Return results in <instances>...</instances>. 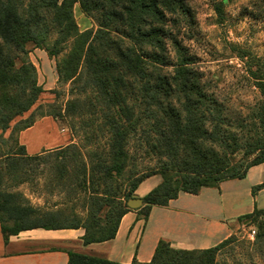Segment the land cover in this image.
<instances>
[{"label": "trees", "instance_id": "trees-1", "mask_svg": "<svg viewBox=\"0 0 264 264\" xmlns=\"http://www.w3.org/2000/svg\"><path fill=\"white\" fill-rule=\"evenodd\" d=\"M75 4L96 21L95 30L78 29ZM180 5L181 0H0V130L9 129L10 115L25 112L43 91L28 58L31 43L58 57V82L71 85L63 105L47 104L50 111L40 118L69 119L84 141L35 155H27L23 146L21 152L0 154L5 167L45 165L53 173L50 190L83 207L81 214L28 207L22 218L33 217L29 222L10 217L15 222L6 226L0 205L5 244L10 236L36 228H82L83 246L107 241L148 177L160 175L161 181L141 198L143 219L152 206H166L179 192L197 194L203 187L242 179L250 167L264 163L263 78L254 77L259 102L230 127L228 108L204 88L192 62L182 56L175 64L169 60L168 41L185 51L168 28L167 14ZM53 39L62 47L49 48ZM242 149L249 159L245 164L233 158ZM139 152L145 156L142 164ZM263 213L254 209L240 220L252 222ZM230 240L186 250L161 239L149 262L130 264H219L216 254ZM67 253V264H121L92 252Z\"/></svg>", "mask_w": 264, "mask_h": 264}, {"label": "rangeland", "instance_id": "rangeland-1", "mask_svg": "<svg viewBox=\"0 0 264 264\" xmlns=\"http://www.w3.org/2000/svg\"><path fill=\"white\" fill-rule=\"evenodd\" d=\"M176 9V13L167 14L170 20L168 28L185 51H178L168 41L169 60L175 64L182 56L192 62L191 67L200 74L204 88L218 96L228 108V122L230 127H234L237 122L235 118L240 114L246 117L261 99L254 77L264 80V0H181L180 7ZM73 15L80 31L97 28L96 21L85 14L78 4L73 7ZM56 47L62 45H55V40H51L49 48ZM27 49L28 58L36 68L37 85L43 91L25 112L10 115L9 129L0 130V154L3 155L21 152L17 129L32 120L37 121L40 114L50 111L47 104L62 106L71 87L70 84L58 82L55 69L58 57L50 56L46 50L31 43ZM50 118L51 123L41 126L43 130L46 129V135L41 133L37 136V131L31 133L36 136L35 141L42 138L45 142L54 143L62 138L69 144L80 145L84 142L78 127L71 130L69 119ZM262 132L264 134V128ZM136 156L138 163L146 161L142 153ZM233 158L242 164L249 160L243 149L237 151ZM3 160L4 157L0 160V205L4 209L6 226H12L15 222L10 217L22 218L23 209L28 207L38 212L62 210L64 214H69L74 210L82 213L81 201L72 200L68 194L56 188L50 190L53 173L51 170L49 172L48 167L35 162L28 169L21 170L18 167H5ZM151 164L153 166L155 162ZM157 176L161 180L160 175ZM142 207L143 203L136 208L137 217L141 219L145 214ZM128 209L133 208L128 206ZM31 218L23 217L18 222L25 224ZM249 227L254 230L252 236ZM37 247L32 245L29 249ZM72 250L83 252L79 247H72ZM216 261L219 264H264V213L252 222L243 226L240 224L231 235V240L218 250Z\"/></svg>", "mask_w": 264, "mask_h": 264}, {"label": "crops", "instance_id": "crops-1", "mask_svg": "<svg viewBox=\"0 0 264 264\" xmlns=\"http://www.w3.org/2000/svg\"><path fill=\"white\" fill-rule=\"evenodd\" d=\"M50 119L44 116L18 133L17 141L27 155L68 144L62 138L54 143L42 138L35 141L31 133L46 135L41 126L51 123ZM160 181L157 175L148 177L137 187L135 197L141 199ZM254 209H264V163L250 167L242 179L224 180L217 187L201 188L197 194L179 192L166 206H152L146 219L137 217L138 209L133 208L121 217L114 237L103 242L83 246L82 228H36L10 236L5 244L0 226V264H67V252L72 247L121 264H130L133 259L149 262L161 239L173 248L186 250L219 244L240 224H247L240 218ZM32 245L38 247L29 249Z\"/></svg>", "mask_w": 264, "mask_h": 264}, {"label": "water", "instance_id": "water-1", "mask_svg": "<svg viewBox=\"0 0 264 264\" xmlns=\"http://www.w3.org/2000/svg\"><path fill=\"white\" fill-rule=\"evenodd\" d=\"M142 204V200L137 197H133L132 199L128 200L127 205L130 208H137Z\"/></svg>", "mask_w": 264, "mask_h": 264}, {"label": "built area", "instance_id": "built-area-1", "mask_svg": "<svg viewBox=\"0 0 264 264\" xmlns=\"http://www.w3.org/2000/svg\"><path fill=\"white\" fill-rule=\"evenodd\" d=\"M248 222H249V220H247V223ZM249 230H250V236H252L254 234V230L251 227H249Z\"/></svg>", "mask_w": 264, "mask_h": 264}]
</instances>
